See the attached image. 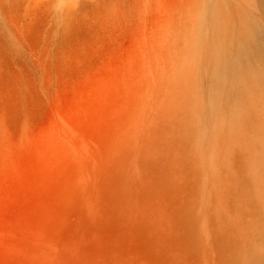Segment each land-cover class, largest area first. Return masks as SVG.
<instances>
[{"label": "rangeland", "instance_id": "rangeland-1", "mask_svg": "<svg viewBox=\"0 0 264 264\" xmlns=\"http://www.w3.org/2000/svg\"><path fill=\"white\" fill-rule=\"evenodd\" d=\"M49 1L8 0L0 7V264H119L117 257L129 264L138 248L146 255L143 237L120 209L101 212L99 191L123 160L127 140L168 108L170 95L198 89L193 93L203 97L204 82L216 76V54L189 53L190 43H199L192 28L164 17L160 26L175 32L176 48L149 51L137 0ZM262 1L226 0L224 12L209 15L207 34L231 28L227 9L258 14L250 30L259 32L263 12L254 8ZM248 56L243 62L263 70L262 53ZM212 167L206 163V264H264V247L249 246L264 235V183L254 214L244 202L238 206L247 214L240 220L225 208L230 193L212 187L211 178L228 183ZM228 221L244 240L232 239ZM170 261L186 258L173 254Z\"/></svg>", "mask_w": 264, "mask_h": 264}, {"label": "bare ground", "instance_id": "bare-ground-1", "mask_svg": "<svg viewBox=\"0 0 264 264\" xmlns=\"http://www.w3.org/2000/svg\"><path fill=\"white\" fill-rule=\"evenodd\" d=\"M58 1L68 4L66 0ZM225 1L193 0L195 5L178 8L166 0H137L149 51L167 53L176 48L175 32L168 26L164 30L160 26L162 19L192 28L194 41L201 44L196 46L188 42V46L185 43L188 51L216 54L213 62L216 76L212 81L205 77L203 97L201 92L200 96H195L198 89L193 91L196 93L191 92L194 98L182 91L188 86L182 85L186 87L181 86V90L177 88L182 93L177 91L179 93L172 94L173 97L170 95V101L164 103V109L168 108L158 110L155 118L144 124L136 136H130L123 160L99 191L101 212L112 214L120 209L126 218L136 220L131 227L143 237L142 248L147 256L140 255L138 248L129 264H174L170 261L173 254L185 256L184 264H206L207 162L214 166L207 170L224 171L223 179L228 183L211 178V185L216 191L230 193L232 197L225 202V208L235 210L238 219L247 216L241 206L238 207L241 203H245L246 211L251 214L255 213L254 205L255 209L260 205L256 202L260 196L259 188L264 183L257 178L258 175L264 176V68L262 70L260 66L243 60L249 61L247 58L251 52L264 55V26L259 32L250 30L258 14L255 17L256 14L247 9L243 12L227 9L226 14L233 21L231 28L222 29L216 37L212 31V36L208 35L206 23L209 15L214 11L224 12ZM7 2L0 0L1 10ZM254 9L263 12L261 19L264 21V0ZM63 14L58 12L56 18L62 19ZM189 31L192 33L191 29ZM215 200L209 199L208 202L213 205ZM229 223L226 224L232 239L235 242L244 240L242 233L237 235ZM216 225L227 233L224 224ZM259 237L258 242L257 238L249 240L251 249L264 247V235ZM124 259L117 257L121 264L129 261ZM240 264L254 263L243 260Z\"/></svg>", "mask_w": 264, "mask_h": 264}]
</instances>
